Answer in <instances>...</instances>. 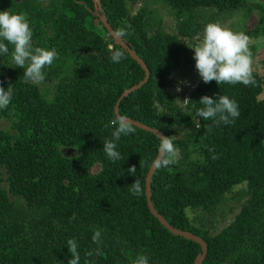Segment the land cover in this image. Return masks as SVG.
<instances>
[{
    "label": "trees",
    "instance_id": "16d2710c",
    "mask_svg": "<svg viewBox=\"0 0 264 264\" xmlns=\"http://www.w3.org/2000/svg\"><path fill=\"white\" fill-rule=\"evenodd\" d=\"M137 1L100 4L150 69L148 80L121 99L119 112L173 136L179 152L178 163L155 169L153 204L173 226L205 239L201 264H264L263 77L253 70L256 85L245 86L204 83L198 76L183 104L168 89L182 61L191 60V45L206 24L239 10L247 15L256 6L260 17L246 32L257 36L263 1L142 0L134 10ZM152 3L169 6L175 30L163 27ZM5 10L24 13L33 47L54 48L58 57L35 84L24 78V68L15 67L13 45L0 54V83L13 88L10 104L0 109L9 121L0 128V264H68L71 238L79 264H133L138 254L147 255L149 264H194L200 244L171 232L147 206L145 176L159 137L134 125L136 131L117 142L122 159L112 161L104 153V141L114 131L115 102L143 78L144 69L114 42L94 0H0V11ZM110 47L123 51L125 59L114 63ZM204 95L229 96L240 116L231 125L203 120L198 110ZM132 165L135 176L128 172ZM136 179L144 188L139 196L130 191ZM243 181L245 189L233 196L240 201L237 211L212 230L210 217L224 194ZM186 208L196 212L191 220ZM97 228L103 230L99 245L92 240Z\"/></svg>",
    "mask_w": 264,
    "mask_h": 264
},
{
    "label": "clouds",
    "instance_id": "9594fccd",
    "mask_svg": "<svg viewBox=\"0 0 264 264\" xmlns=\"http://www.w3.org/2000/svg\"><path fill=\"white\" fill-rule=\"evenodd\" d=\"M131 27V25H127ZM32 30L24 13H13L10 10L0 11V54H8V45H13L11 52L12 61L15 67L25 69L24 78L35 84H39L45 79L44 69L50 67L58 57L57 51L45 47H33ZM127 35L123 29L115 32L116 39H122ZM7 41V44L4 43ZM250 38L243 32H235L220 21L209 22L203 29L202 39L194 47V59L196 69L204 83L215 80L219 85L242 83L245 86H255L256 80L253 76L252 53L249 49ZM111 60L119 63L125 59L124 52L110 47ZM13 88L9 84L7 90L0 83V109H5L11 102ZM203 105L198 110V115L203 120H214L217 126L231 125L240 116L238 103L227 95H220L218 99H213L209 95H204L200 99ZM114 128L112 138L104 141V153L112 160L122 159L121 153L117 150V142L121 136H127L136 131L134 122L125 115L116 113L110 121ZM109 125L106 124L105 127ZM197 128L199 125L196 123ZM159 136V155L153 161V167L160 169L178 163L179 152L174 146L173 136ZM213 151V149H209ZM218 157L213 156V159ZM136 166L132 165L128 172L135 176ZM130 191L133 195L139 196L144 192L140 180L136 179L131 184ZM185 212L191 220L190 209ZM102 229H94L92 240L99 245L102 236ZM68 251L71 254L68 264H79L80 255L77 241L74 238L67 241ZM97 254L99 249L96 250ZM86 255L92 256L89 251ZM133 264H149V257L138 254Z\"/></svg>",
    "mask_w": 264,
    "mask_h": 264
},
{
    "label": "rangeland",
    "instance_id": "374dc122",
    "mask_svg": "<svg viewBox=\"0 0 264 264\" xmlns=\"http://www.w3.org/2000/svg\"><path fill=\"white\" fill-rule=\"evenodd\" d=\"M251 3H255L257 1H263L264 0H250ZM142 0H138L136 4L134 5V10L140 5ZM261 2L262 6V12L264 14V3ZM152 5L156 6L157 10V16L161 18V22L163 24V27L167 29L168 31L175 30V23L176 19L169 8V6L162 4V3H155ZM245 11H236L235 13H232L226 17L220 18V22L227 25L231 30L235 32H243L250 38L249 43V49L252 53V68L253 70L257 71L262 77H263V89L259 96L264 95V20L261 24L262 31H260L259 34H248L246 32L247 30L252 29L258 22V19L260 17L259 8L256 6H252L250 12L247 15H243ZM203 34V33H202ZM202 34H199L200 37L192 43L191 47H194L196 44L200 42V39H202ZM198 35V36H199ZM191 60L190 61H182L180 67L171 75L170 77V86L168 89L173 92V94L176 96L178 102L184 103L185 98L187 96L188 91L192 88V86L195 84V80L199 76V73L196 69V61L194 59V49H191L190 53ZM9 124L8 119L4 117H0V128H5ZM188 125L177 128L176 135H180L183 132L188 129ZM98 168V165H94L92 167V170H96ZM245 189V181L233 185V188L227 191L224 195L226 197L225 201L219 205L215 212L214 216L210 217V219H213L214 226L212 227V230H218L220 227L225 225L230 221V219L233 217V214L235 211H237L238 206L240 205V201H238L236 198H234V193L236 191H241ZM192 214V217L196 214L195 211H190ZM198 221V220H197ZM204 221L207 222L209 225L210 222L207 220V216H204ZM199 222V221H198ZM197 222V223H198ZM206 224V223H205ZM206 224V225H207Z\"/></svg>",
    "mask_w": 264,
    "mask_h": 264
},
{
    "label": "water",
    "instance_id": "95a60500",
    "mask_svg": "<svg viewBox=\"0 0 264 264\" xmlns=\"http://www.w3.org/2000/svg\"><path fill=\"white\" fill-rule=\"evenodd\" d=\"M95 3V9L99 10L100 12L98 13L101 21L103 22L104 26L106 27V29L109 31L110 35H112L114 42L119 43L124 49L127 50V52L134 58L137 60V62L141 65V67L144 69V76L142 79H140L138 82L130 85L129 87H126L123 89V91L120 93V95L118 96L115 105H114V112L119 113V103L121 101V99L126 96L129 92L139 88L143 83H145L148 80V77L150 75V69L148 68L146 62L140 57V55L136 52L135 48L131 47L123 38L122 39H116L115 37V32L116 30L112 27V25L108 22L106 15L102 9V6L100 4V0H94ZM122 115V114H121ZM127 116V115H125ZM129 119H131L134 122V125L141 127L143 129L146 130H150L153 133H155L157 136L158 134L164 135V132L154 126L148 125L145 122H142L138 119L132 118L130 116H127ZM159 137V136H158ZM159 155V152L157 151L154 159ZM153 159V161H154ZM153 161L151 163V165L148 168V171L146 173L145 176V196H146V202H147V206L150 210V212L156 216L158 218V220L160 221V223H162L167 229H169L171 232L175 233V234H180L183 235L187 238H190L196 242H198L201 246V252H199L197 254V256L195 257L194 260V264H201L203 258L205 257L206 253H207V243L205 241V239L190 231V230H186V229H181L179 227L173 226L168 220H166V218L155 208L153 201L151 199V179H152V175L155 171L156 168L153 167Z\"/></svg>",
    "mask_w": 264,
    "mask_h": 264
}]
</instances>
